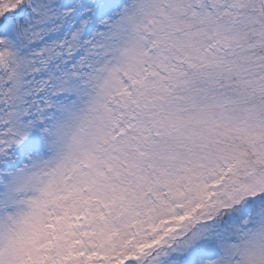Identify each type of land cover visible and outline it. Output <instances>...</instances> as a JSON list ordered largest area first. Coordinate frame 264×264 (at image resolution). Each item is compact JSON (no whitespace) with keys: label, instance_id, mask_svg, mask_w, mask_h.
Here are the masks:
<instances>
[{"label":"snow or ice","instance_id":"obj_1","mask_svg":"<svg viewBox=\"0 0 264 264\" xmlns=\"http://www.w3.org/2000/svg\"><path fill=\"white\" fill-rule=\"evenodd\" d=\"M0 264H264V0H0Z\"/></svg>","mask_w":264,"mask_h":264}]
</instances>
